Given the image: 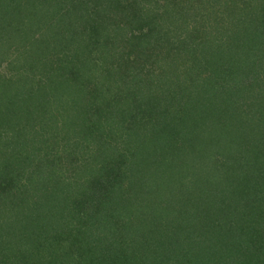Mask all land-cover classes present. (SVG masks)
Wrapping results in <instances>:
<instances>
[{"label":"trees","instance_id":"trees-1","mask_svg":"<svg viewBox=\"0 0 264 264\" xmlns=\"http://www.w3.org/2000/svg\"><path fill=\"white\" fill-rule=\"evenodd\" d=\"M0 33V264H264V87L240 104L205 76L264 53V0H0ZM183 56L176 92L218 121L191 146L142 94V68Z\"/></svg>","mask_w":264,"mask_h":264},{"label":"rangeland","instance_id":"rangeland-1","mask_svg":"<svg viewBox=\"0 0 264 264\" xmlns=\"http://www.w3.org/2000/svg\"><path fill=\"white\" fill-rule=\"evenodd\" d=\"M224 13L228 15L226 10ZM224 20L226 22L229 21L225 17H224ZM33 28H34V31H36V33H37L38 29H37V23L36 22L34 23ZM36 33H34V35ZM0 35H2V34L0 33ZM197 40H198V38H197ZM84 44L87 45L88 43L85 42ZM86 47L89 51L93 48V47H91V44H88ZM86 47H84L83 49H85ZM5 50H8L7 46L4 47V51ZM238 52L239 51L237 50L236 53L239 54L240 52L239 53ZM240 54H242V52ZM7 55H8L7 57L10 56L9 51H7ZM192 55L195 56V53H192ZM199 55L200 54L197 53L196 57H198ZM262 57H264V53H261V51H259V50L257 51V49L255 51L251 50L249 53L246 52V56H243L242 59H240L241 60L240 62H242L241 64L238 63L236 61V59H234V60H232V63L235 64L234 65L235 67H231L233 65H232V63H229L230 58H228V59H226V60H228V63L225 66L221 65L223 72L220 71V69H219L220 67H219L217 70H215V72L209 73L208 75L205 74V76H206V78H209L212 81L215 80L214 82H219V80L222 81V77L224 75L226 77L228 76V78H231L232 81L235 80V82L233 84L236 87L238 92H237V95L233 98L235 101H237L240 104L241 103L246 104L247 99H246L245 93H248L249 91L256 93L261 88L264 87V72L263 71L256 72L255 70L251 69V63H254L257 60L262 59ZM189 58H191V57L183 56V57L179 58V62L178 61H172V62L170 61L168 64L165 62H159L160 66L157 63L155 64V61L154 62L152 61L151 64H148L145 68H142V72L145 70H146V72L150 71L149 72L150 74L148 76V78H150V79L149 80L145 79L146 83L143 85L144 90L142 91V94H143L146 101H149L152 99H162L164 101V102H162V106H161L162 113L164 111H167L166 113L169 116L170 120L174 119V121H176V120L180 121V125L183 124L182 122L188 121L189 127L186 126V123H185V126L187 127V129L190 132L187 134H183L181 137H187L188 135L191 136L190 140H186L187 144H190V146H191L192 143H194V141H195L192 138V135L195 133L194 132V130H195L194 125H196L200 121H201L199 123L200 125H201V123L204 124L208 121L209 122H218V121H216L213 118H210L208 115L209 113H206L205 115L203 114L202 115L203 119L201 120L194 113L196 106H197L196 99H194L192 102L189 103L190 105H188L187 99H189V97L191 95L187 94V96H185L186 91H184V93H183V89H181L180 92L179 91L176 92L177 87H178L177 86V79L183 81V76L185 75V74H183V71L186 72V70L188 68L196 65ZM238 67L240 68L238 71L233 70V69L238 68ZM177 69H179L180 71H178ZM195 71H197V69ZM203 78L204 79L197 80L196 84L198 82H200L204 86V88L210 90L211 89L210 87L213 86V83L211 84L209 81H207L208 79L206 80L205 77H203ZM226 87H227V84H226ZM196 88L198 91L204 89V88H200L198 86H196ZM176 94H179L178 95L179 98L173 100V102L171 101V103H168L171 99H168V98L165 99L166 97L164 98V96H162V95H165V96H168L170 98V95H176ZM176 97H177V95H176ZM202 98L203 99H201V100H203L204 103L207 102V100H210L213 98V92L209 91V93H208L206 91V94ZM250 105H252V103H250L248 106H250ZM209 109H210V107H206V108H203V111H208ZM166 113H163V114H166ZM223 120H224L223 122H225V119H223ZM230 122L234 123L233 121H230ZM171 125H174V124H171ZM236 125H237V127H240V124L237 123ZM172 128H177V130H178V129H180V126L174 125ZM214 129H215L214 126H211V127L207 128V131H211ZM4 130L7 132H11V131H8V128H4ZM174 132L176 135L177 131L174 130ZM181 133H182V131H181ZM238 133L240 134L239 131H238ZM164 134H165V136L171 137V138H170V141L168 142V144H165V145L160 147L162 150L161 153L164 154V156L166 155L167 157H169L171 155L172 157L170 158V162H174V164H177V155H174V154H176V152L174 151L175 146H174V141L172 140V136L170 133L164 132ZM216 134L219 135V133H216ZM235 135H237V134L232 131V133L230 135H226V134H224L223 136L221 135L222 137H220V140L222 138V141L227 142L229 140L231 142H234V140H232V139H235ZM241 136L246 141H249V140L255 138L254 135L248 134L247 132L241 134ZM228 137H229V139H228ZM180 139L183 140L184 138H180ZM152 140H154V138ZM159 141H162V140H159ZM207 143L208 142H206L205 144H207ZM188 152L189 151L187 149H185L184 154L188 155L189 154ZM164 156H162L160 158V161L164 160V159H162ZM158 172L160 173V175L167 176V178L170 179V181H171V185L174 186V184L176 182H173V181H174V177L176 176V174L173 172L172 173L168 172L165 164L160 165V168H158ZM187 193H188V195H186L187 199L181 198L179 200V203L173 206L174 211L177 210L178 213H180V211L185 212V208H187L189 206L192 207L191 205L193 204V202H191V199L195 200V196L192 193H190V194H189V192H187ZM196 198L198 199V194H197ZM195 207H196V210H199V209L203 208V205L195 204L194 208ZM161 211H164V215H166L168 213V210H166V209H163ZM243 213L246 215V212L244 210H243ZM162 221L164 222V225H166L170 222V220L164 216H162ZM183 237H185V235Z\"/></svg>","mask_w":264,"mask_h":264}]
</instances>
